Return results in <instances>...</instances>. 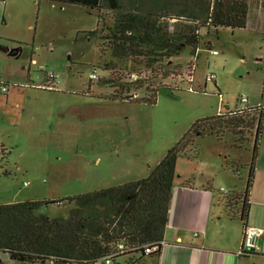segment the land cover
Segmentation results:
<instances>
[{
  "label": "rangeland",
  "instance_id": "obj_1",
  "mask_svg": "<svg viewBox=\"0 0 264 264\" xmlns=\"http://www.w3.org/2000/svg\"><path fill=\"white\" fill-rule=\"evenodd\" d=\"M2 1L0 46L19 49L14 55L0 49V72L11 75L9 96L0 93V202L63 200L147 177L195 122L264 104V0H249L246 28L202 27L195 53L186 46L149 66L147 57L115 55L114 11L47 0ZM157 1L123 0V8H153ZM135 72L147 79L130 84ZM211 73L215 79L207 80ZM167 85L173 89L147 100ZM243 97L249 101L242 103ZM208 136L197 140L196 158H178V176L200 168L215 171L214 183L232 176L227 190L244 183L253 136L234 148L235 136L225 135L227 159H235L239 170L233 175L226 171L232 172L230 160L219 168L209 145L216 136ZM73 207L64 200L44 210L68 217Z\"/></svg>",
  "mask_w": 264,
  "mask_h": 264
},
{
  "label": "trees",
  "instance_id": "obj_2",
  "mask_svg": "<svg viewBox=\"0 0 264 264\" xmlns=\"http://www.w3.org/2000/svg\"><path fill=\"white\" fill-rule=\"evenodd\" d=\"M47 1L116 12L118 16L110 35L115 55L147 57L148 66L180 54L186 46L195 53L202 27L246 28L249 15L247 0H158L153 8L140 7L133 11L124 10L123 0ZM135 73L140 78L130 79V84L147 79L142 72ZM169 89L173 87H159L147 100L152 102L160 90ZM129 99L139 96L131 95ZM263 127L264 105L228 109L195 122L147 177L63 200L0 202V264H6L4 255L17 264H106V258L111 259L110 264H120L121 259L127 264H142L149 257L159 256L178 175L177 160L181 155L196 158L197 140L207 135L223 141L229 133L235 136L231 145L234 148L242 147L245 139L254 138L246 189L223 192L230 218L239 217L246 228ZM252 130L254 134L249 135ZM227 160L232 165L230 168L238 172L235 159ZM64 200L74 203L68 217H51L45 212V205L62 204ZM155 244L160 248L146 253V247ZM249 253L242 247L241 255Z\"/></svg>",
  "mask_w": 264,
  "mask_h": 264
},
{
  "label": "crops",
  "instance_id": "obj_3",
  "mask_svg": "<svg viewBox=\"0 0 264 264\" xmlns=\"http://www.w3.org/2000/svg\"><path fill=\"white\" fill-rule=\"evenodd\" d=\"M247 1L250 10V2ZM5 4L3 1L0 9H3ZM257 6L260 9V4ZM18 49L4 51L14 55L13 50ZM2 76L3 81L9 82L11 75ZM216 139L209 145L217 156L216 163L222 168L225 167L224 163L228 157L227 149L222 140L217 137ZM176 169L180 172L177 166ZM231 170L232 172L226 168L227 173L233 175L234 171ZM212 173L214 175L215 171L206 174L199 168L183 171L180 177L177 175L161 253L154 258L149 257L142 264H264V127L247 216V225L256 227L261 232L256 247L249 250L251 253L247 255L240 254L244 244V224L239 217L230 218L229 206L223 199L225 194L221 192L222 188L230 187L232 176H224L219 183H214L216 181ZM247 182L248 177L241 185L235 182L232 186L234 189L229 191L241 192L246 189ZM120 262L127 264L125 259Z\"/></svg>",
  "mask_w": 264,
  "mask_h": 264
},
{
  "label": "built area",
  "instance_id": "obj_4",
  "mask_svg": "<svg viewBox=\"0 0 264 264\" xmlns=\"http://www.w3.org/2000/svg\"><path fill=\"white\" fill-rule=\"evenodd\" d=\"M3 5V1L0 0V7H2ZM194 66V65H193ZM195 67H192V72L188 78V81L190 83H192L194 81V77H193V70H194ZM50 77L55 79L56 78V75L54 73H51L50 74ZM91 77L92 78H96L97 77V74L96 73H92L91 74ZM216 77V74L215 73H211L209 74V76H207V80H214ZM140 78L139 74L137 73H132L130 75V79L131 81H136ZM9 90V85L2 80V74L0 72V93H4L6 94ZM249 101V99L247 97H243L241 99V102L242 103H247ZM261 106V105H260ZM221 191L225 192V193H228V190L226 188H222ZM260 229L256 228V227H251V226H247L245 228V232H244V244H243V247L247 250H252L256 247L257 245V241H258V238L260 236ZM120 248H124V244H120L119 245ZM160 247L159 245H153V246H147L146 247V253H151V252H154L156 250H158ZM105 263L106 264H110L111 263V259L110 258H106L105 259Z\"/></svg>",
  "mask_w": 264,
  "mask_h": 264
},
{
  "label": "water",
  "instance_id": "obj_5",
  "mask_svg": "<svg viewBox=\"0 0 264 264\" xmlns=\"http://www.w3.org/2000/svg\"><path fill=\"white\" fill-rule=\"evenodd\" d=\"M0 48L3 49V50H7V49H9V48H7V49L4 48L3 46H0ZM7 51H9V50H7Z\"/></svg>",
  "mask_w": 264,
  "mask_h": 264
},
{
  "label": "clouds",
  "instance_id": "obj_6",
  "mask_svg": "<svg viewBox=\"0 0 264 264\" xmlns=\"http://www.w3.org/2000/svg\"><path fill=\"white\" fill-rule=\"evenodd\" d=\"M188 80V79H187ZM261 105H264V104H261ZM246 107H250V106H246ZM223 192V191H222ZM225 193V192H224ZM228 193H229V190H228Z\"/></svg>",
  "mask_w": 264,
  "mask_h": 264
},
{
  "label": "bare ground",
  "instance_id": "obj_7",
  "mask_svg": "<svg viewBox=\"0 0 264 264\" xmlns=\"http://www.w3.org/2000/svg\"><path fill=\"white\" fill-rule=\"evenodd\" d=\"M13 54H15V52H13Z\"/></svg>",
  "mask_w": 264,
  "mask_h": 264
}]
</instances>
